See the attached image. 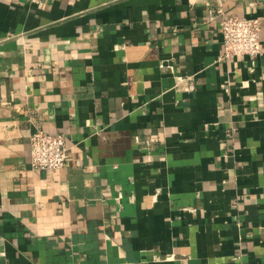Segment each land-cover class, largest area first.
I'll return each instance as SVG.
<instances>
[{
    "label": "crops",
    "instance_id": "crops-1",
    "mask_svg": "<svg viewBox=\"0 0 264 264\" xmlns=\"http://www.w3.org/2000/svg\"><path fill=\"white\" fill-rule=\"evenodd\" d=\"M226 15L264 46V0H0V264H264V52L224 58Z\"/></svg>",
    "mask_w": 264,
    "mask_h": 264
},
{
    "label": "built area",
    "instance_id": "built-area-1",
    "mask_svg": "<svg viewBox=\"0 0 264 264\" xmlns=\"http://www.w3.org/2000/svg\"><path fill=\"white\" fill-rule=\"evenodd\" d=\"M209 15L213 17L212 13ZM221 34L224 58L244 55L258 57L264 52L260 40V20L257 17L226 15L221 21ZM192 87L193 84L189 82L186 88ZM29 146L33 168L52 172L66 163L68 148L63 133L36 129L30 135Z\"/></svg>",
    "mask_w": 264,
    "mask_h": 264
}]
</instances>
